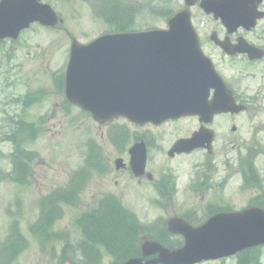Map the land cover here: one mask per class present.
Masks as SVG:
<instances>
[{
	"label": "rangeland",
	"instance_id": "374dc122",
	"mask_svg": "<svg viewBox=\"0 0 264 264\" xmlns=\"http://www.w3.org/2000/svg\"><path fill=\"white\" fill-rule=\"evenodd\" d=\"M41 1L48 2L63 18V22L52 29L36 24L21 35L19 42L0 46L2 62L0 72L3 69L7 70L0 77V242L6 238L7 229L13 220H17L20 232L9 246L0 249V264H90L89 258L94 259V264H112L114 258L107 255L97 239L93 242L87 239V235L82 236L81 226L84 223L76 224L80 213L89 212L96 199L102 195L114 194L122 199L143 225L156 222L158 219L179 216L187 210L196 212L194 217L200 223L207 203L216 202L220 205L229 203L233 209L239 210L248 205L250 198L260 195L262 199L256 203L264 204V165L260 157L261 153H264V145L256 157L259 181L254 186L243 189L241 178L230 172L231 178L228 179L224 192L220 194L215 189L204 194L190 190L189 184L193 179L190 167L195 170L196 166L192 165L193 163L202 164L204 153L198 151L171 159L166 156V151L177 138L189 136L196 129L198 120L194 117L165 124L153 131V137L156 138L155 146H161V152L150 148L147 169L153 174L154 179L168 170L177 175L176 194L170 198L174 193L170 190L166 197L170 200L168 205H158L161 198L159 199L158 194L152 190L153 183L140 182L124 171L116 172L113 169V159L121 156L119 154L121 151L115 152V147L109 143L110 129L116 126H125L129 129V135L117 136L122 152L127 155L128 148L133 144L130 133L145 136L148 127L128 123L122 119H115L112 123L102 126L81 114L78 108H66L63 94L55 90L52 82L53 75L61 72L65 63L69 44L68 34L77 36L80 40L89 39L104 28L103 21L100 23V17L98 21H91L86 3L78 0ZM97 1L92 2L94 6L97 5ZM103 2L104 9H111L118 16L121 15L117 17L120 23H124L125 16L130 14L131 22L125 29L134 30L164 28L165 17L168 18L172 11L178 10L181 5L180 0L168 3L161 0H132L134 4L124 5L125 9L123 5L107 3L106 0ZM166 11L168 12L163 16L162 12ZM202 19L204 18L197 16L193 22L197 25ZM218 64L219 69L227 74L228 65L224 62ZM251 85V82L245 80L236 88L246 89ZM32 90L39 92L42 97L24 107L11 102L12 98ZM18 115H20L18 119L24 120L25 123H38L35 127L37 136L34 139L29 137L30 128L27 126L18 132L20 135L18 141L19 144L22 143V148L38 154L30 164V175L25 185H19L5 177L11 169L9 153L12 145L3 137L5 134H13L14 131H10L15 128L14 122L21 124L20 121L11 122V119H16ZM251 117L252 114L247 112L232 117L223 116L229 125H219L218 137L213 146L211 161L214 159L219 167V170L213 173L214 183L223 175L220 164L238 155L237 151L225 148L228 142L226 139L232 140L236 136L228 127L234 125L238 129L239 126L240 130L243 128L249 133L251 128L259 126V122L264 125V118L252 120ZM23 136L25 138L22 142ZM90 141L104 148L103 154L107 158L104 162L105 168L102 171H92L89 178L76 184L74 193L67 196H73V204L67 199L55 200L57 201L55 206L61 209V213L58 214V209H55L54 219L51 215L52 202L48 203L44 221L39 227H35L39 223V199L54 189H65L70 174L84 166L85 152ZM125 218L120 222L122 226H126L121 227L122 235L124 232H131L141 236L145 231H151L146 228L148 226L142 227L137 222ZM30 227L34 229L30 231ZM63 233L68 235L63 236ZM10 248L12 249L8 252ZM260 261L264 264V247L261 250ZM218 262L207 264H235L233 258Z\"/></svg>",
	"mask_w": 264,
	"mask_h": 264
},
{
	"label": "water",
	"instance_id": "95a60500",
	"mask_svg": "<svg viewBox=\"0 0 264 264\" xmlns=\"http://www.w3.org/2000/svg\"><path fill=\"white\" fill-rule=\"evenodd\" d=\"M32 21L53 26L57 19L48 5L36 0L0 3V36L16 35ZM168 26V30H153L149 35L145 32L120 34L87 46H74L67 97L89 109L101 123L119 114L144 123L196 113L209 119L214 113L242 110L229 99L221 82L207 84L210 75L204 68L192 69L187 57L196 56L199 50L188 13L179 12L168 21ZM145 40L152 42L158 50L156 54L165 61L145 60ZM181 40L189 42L188 49L174 48ZM159 66L160 76L157 75ZM211 86L226 99L219 97L208 104L206 94ZM197 146L200 144L193 137L181 144V150L189 151ZM132 161L135 174H141L145 162L142 143L133 149ZM167 228L183 236L182 248L169 251L156 242L145 241L141 245L142 257L122 264H194L264 244V211L250 208L238 213L216 214L197 228L173 218L167 221ZM154 253H158L157 258L143 262L144 257Z\"/></svg>",
	"mask_w": 264,
	"mask_h": 264
},
{
	"label": "flooded vegetation",
	"instance_id": "af4514ba",
	"mask_svg": "<svg viewBox=\"0 0 264 264\" xmlns=\"http://www.w3.org/2000/svg\"><path fill=\"white\" fill-rule=\"evenodd\" d=\"M199 1L201 0H196V3L189 8V12L192 19L197 16L204 18L199 23L197 22V25L194 23L201 51L211 60L215 70L222 77L226 86L231 90L235 100L238 103L244 104L246 106V112L252 114L251 119L254 120L264 118V0H210L213 3L223 1L225 4H231L233 10L228 14L229 19L233 17L234 19H239L240 21L248 20L247 22L243 21L244 24L233 30L227 29L221 21L214 19L213 15H206L201 9ZM181 2L184 4L185 0H181ZM228 7L230 6L228 5ZM106 15L107 16H104L102 14L106 31H117V16L114 14ZM250 17L254 18V25L252 27L249 25L251 19L248 18ZM221 44L226 46L228 51L224 50L223 45ZM251 47L254 49V52L252 55H249L247 50L251 49ZM218 62H224L228 65V67H226L227 74H224L221 69H219ZM245 80L252 83L250 88L237 89L236 87ZM223 116L232 117L234 115L229 113L215 115L211 122L207 125L208 128L213 130V132H210V134L214 135L212 146H215L216 139L218 137L219 125H229L223 119ZM168 122L162 123L158 126H154L152 124L146 125H149L154 130ZM200 127H202V123L198 120L194 131ZM228 130L236 136H234L232 140L225 138L228 141L225 148L227 150L241 152L243 160L246 152L260 151L264 145V125H262V122H259V126L257 128H251L249 133H246L243 128L240 130L239 126L237 129L234 125L229 126ZM150 134L151 133L149 132H145V144L149 147L148 155L150 144L151 146L157 148L158 151H161L160 147L155 146L154 141L156 138L151 136L153 134ZM150 140L153 143H151ZM260 157H262L261 161H263L262 153ZM242 159L232 157L224 164H220V166L223 169V172H232V174L240 176L243 168ZM256 159V157L248 159V161H252V167L257 166ZM212 162L215 164L210 163L207 166L210 165L214 168V170H218V164L214 159ZM231 165L234 166V168H231ZM203 167H206L205 161L197 166L196 169ZM123 170L128 171L129 169L124 168ZM227 175L228 174L225 176ZM225 176L223 175L222 177ZM139 181L148 182L147 176L145 175ZM225 186L223 187L224 190Z\"/></svg>",
	"mask_w": 264,
	"mask_h": 264
},
{
	"label": "trees",
	"instance_id": "16d2710c",
	"mask_svg": "<svg viewBox=\"0 0 264 264\" xmlns=\"http://www.w3.org/2000/svg\"><path fill=\"white\" fill-rule=\"evenodd\" d=\"M12 142H16V139L14 140L11 138ZM22 152V150H21ZM21 154V153H20ZM29 153L22 152V155L17 156L15 160V166H16V172L14 173V177L11 178L13 181H19L24 182L25 178L27 176L28 168H29V162L32 159V155H28ZM72 192L71 194H73ZM70 194V195H71ZM67 199V195L63 194L59 197H56L52 201V209H51V215L53 216L52 219H54V216L56 214V210L58 207L55 206V203L57 201H61ZM57 200V201H55ZM257 205H261L260 202ZM105 208H107L106 211H103V214L100 215H94L92 213L86 214L81 223L82 224V231L84 232L85 236L87 235V239L90 241H93L97 239L101 245H103L106 250L111 252L116 256V261H122L124 258L128 257L129 255H134L137 253L138 248L136 245V233L131 234V232L126 233L124 232V235H122L121 227L122 226L121 219L125 218L126 215L119 211H110V209H113L116 207V204L111 201L109 205H104ZM45 219V214L42 217L41 223ZM98 221H97V220ZM131 222L133 220H130L128 218H125ZM154 229V228H153ZM155 232H149L153 233L160 242L166 243V235L163 229H154ZM123 237V238H122ZM94 242V241H93ZM168 246L170 244H167ZM170 247V246H169ZM241 258H253L254 261H257L258 257V250L254 251H245L240 255ZM240 259V258H239ZM238 264H247V262H240ZM258 264V263H256Z\"/></svg>",
	"mask_w": 264,
	"mask_h": 264
}]
</instances>
